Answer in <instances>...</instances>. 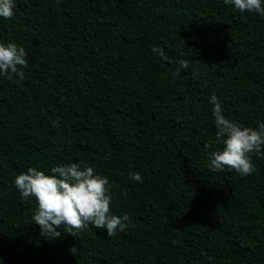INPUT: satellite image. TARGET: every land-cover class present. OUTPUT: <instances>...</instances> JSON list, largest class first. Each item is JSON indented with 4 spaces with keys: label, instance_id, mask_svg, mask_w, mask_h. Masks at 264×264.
Returning a JSON list of instances; mask_svg holds the SVG:
<instances>
[{
    "label": "trees",
    "instance_id": "trees-1",
    "mask_svg": "<svg viewBox=\"0 0 264 264\" xmlns=\"http://www.w3.org/2000/svg\"><path fill=\"white\" fill-rule=\"evenodd\" d=\"M14 4L0 43L27 67L0 75V264H264V152L251 175L209 168L213 94L226 118L264 123V16L224 0ZM68 163L108 178L124 231L41 234L15 177Z\"/></svg>",
    "mask_w": 264,
    "mask_h": 264
},
{
    "label": "clouds",
    "instance_id": "clouds-1",
    "mask_svg": "<svg viewBox=\"0 0 264 264\" xmlns=\"http://www.w3.org/2000/svg\"><path fill=\"white\" fill-rule=\"evenodd\" d=\"M225 5H233L240 13L256 12L264 16V0H224ZM14 0H0V17L11 19L14 16ZM157 49L154 47L153 52ZM24 47L14 42L0 43V75L18 81L25 79L27 67ZM160 55L164 53L161 50ZM166 59V57H164ZM181 67H187L185 61H180ZM210 103L214 105L216 136L214 143L222 148L209 153V168L213 172H221L225 168L235 170L241 176L251 175L255 171L251 154L264 152V123L257 128L242 127L240 124L226 118L218 97L213 94ZM206 144L205 148H211ZM51 175L43 171L29 168L27 173L15 177L14 184L21 198L28 200L34 197L37 204L32 220L41 229V234L48 239L61 236L63 226L66 232L77 236L89 224L97 229H106L108 236H114L119 229L124 231L130 217L124 214L118 217L112 214L109 180L106 176L94 174L90 166L81 167L77 163H68L51 169ZM129 178L139 181V173H129ZM76 253L75 247L70 249Z\"/></svg>",
    "mask_w": 264,
    "mask_h": 264
}]
</instances>
